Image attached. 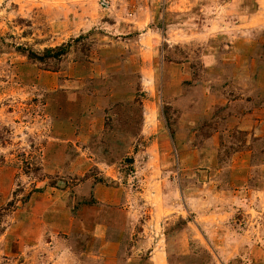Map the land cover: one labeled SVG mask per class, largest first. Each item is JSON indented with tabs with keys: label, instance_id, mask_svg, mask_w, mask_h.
<instances>
[{
	"label": "rangeland",
	"instance_id": "374dc122",
	"mask_svg": "<svg viewBox=\"0 0 264 264\" xmlns=\"http://www.w3.org/2000/svg\"><path fill=\"white\" fill-rule=\"evenodd\" d=\"M263 111L264 0H0V264H264Z\"/></svg>",
	"mask_w": 264,
	"mask_h": 264
},
{
	"label": "crops",
	"instance_id": "0c3cea01",
	"mask_svg": "<svg viewBox=\"0 0 264 264\" xmlns=\"http://www.w3.org/2000/svg\"><path fill=\"white\" fill-rule=\"evenodd\" d=\"M253 114H254V112H252V113L246 112L244 114L238 115L237 117L232 116L231 119H233V125L236 128L241 129V130H252L253 122L251 119H256V118H253ZM153 264H156V263H153Z\"/></svg>",
	"mask_w": 264,
	"mask_h": 264
},
{
	"label": "trees",
	"instance_id": "16d2710c",
	"mask_svg": "<svg viewBox=\"0 0 264 264\" xmlns=\"http://www.w3.org/2000/svg\"><path fill=\"white\" fill-rule=\"evenodd\" d=\"M57 50H59L61 52V51H63V48H58Z\"/></svg>",
	"mask_w": 264,
	"mask_h": 264
}]
</instances>
